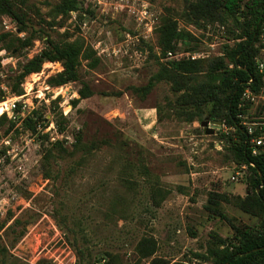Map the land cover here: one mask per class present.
Wrapping results in <instances>:
<instances>
[{
	"label": "rangeland",
	"instance_id": "obj_1",
	"mask_svg": "<svg viewBox=\"0 0 264 264\" xmlns=\"http://www.w3.org/2000/svg\"><path fill=\"white\" fill-rule=\"evenodd\" d=\"M19 1L30 28L41 33L21 53L0 51V105L9 107L1 117L16 120L10 107L21 105L14 130L6 133L8 122L0 126V225L35 217L12 249V262L137 264V244L152 238L156 258L171 264H213L194 255L208 256L212 234L232 238L234 226H258V219L233 203L247 195L248 168L236 165L221 138L229 129L223 124L220 131L205 135L207 116L188 121L194 110L181 106V94L166 81L148 94L143 90L161 65L171 62L158 44L157 29L164 19L177 21L192 36L180 41L175 53L201 54L200 60L222 58L225 47L234 46L228 32L232 24L191 22L185 0H81L79 12L52 27L51 9L61 0ZM5 34L26 36L9 18L0 17V36ZM47 36L60 44L81 38L99 62L91 67V60H82L80 81L62 87L48 84L63 71L62 64L47 62L19 85L18 96L14 86L20 65L44 49ZM258 47L264 71L262 35ZM84 85L92 96L73 107ZM243 100L251 101L241 116L244 124L252 128L253 138L264 135V88L254 100ZM34 111L44 119L36 134L22 124ZM80 137L82 144L97 148L81 150ZM120 177L133 180L134 190L124 187ZM154 187L166 194L160 207L152 199ZM211 193L231 200L220 203L221 214L207 209ZM4 240L3 231L0 242ZM75 240L84 252L79 263Z\"/></svg>",
	"mask_w": 264,
	"mask_h": 264
},
{
	"label": "trees",
	"instance_id": "obj_2",
	"mask_svg": "<svg viewBox=\"0 0 264 264\" xmlns=\"http://www.w3.org/2000/svg\"><path fill=\"white\" fill-rule=\"evenodd\" d=\"M19 2V0H0V17L9 18L26 36L25 38L12 34L0 36V43L3 42L0 51L5 49L21 53L31 48L41 33L30 28L28 13ZM185 2L188 19L195 24L201 22L232 24L228 32L231 36L229 40L234 41V46H226L222 58L182 59L163 64L143 90L148 94L156 83L166 81L171 84L173 92L181 94L178 100L181 106L191 107L194 110L187 114L188 121L201 119L204 116L213 121H222L230 132L221 134V138L228 143L233 161L237 166L248 168L247 195L245 198L235 197L233 203L242 212L258 219V226L249 229L234 226L235 234L232 238H221L217 234H212L207 250L208 256L194 254L195 257L210 260L213 264H264V155H252L250 143L254 135L248 133L241 118L246 114L251 102H244V93L250 90L256 97L261 95L264 88V71H260L257 61L260 53L258 44L261 42L264 25V0H185ZM82 5L81 0H61L51 9V26H62L70 17V13L79 12ZM58 18H61L59 22H57ZM157 34L158 44L165 55L168 52H177L180 41H185L188 37L192 38L188 32L180 30L177 21L173 19H164L157 29ZM7 39L8 42L4 43ZM96 55L95 51L85 46V41L81 38L60 44L47 36L44 49L24 65H20L21 73L17 77V86H14L16 94L22 95V90H18L19 85L27 76L41 72L47 62L61 63L63 67V71L49 79L50 86L62 87L78 82L81 61L91 60L93 62L91 67H96L99 62ZM78 94L80 98L73 100V107H77L81 100L90 98L92 91L89 86L84 85L78 90ZM3 101L4 99H0V102ZM14 113L17 114L16 120H9L6 115L0 117V126L4 122L9 123L7 134L11 133L17 121L21 120L19 118L21 105ZM42 118L43 116L34 111L32 116L23 119L22 124L36 134L38 125L44 121ZM57 125L59 131L63 132L64 125L59 121ZM258 134L259 132L256 131L255 136ZM77 142L80 144V149L87 150L88 153L98 146L95 143L82 144L81 137ZM47 152L52 155V150L49 149ZM120 181L130 190H134L136 186L130 178L120 177ZM259 187L261 188L258 191ZM165 196L160 188L152 189V199L157 207H160ZM221 202L230 203L231 200L223 195L211 193L207 209L221 214L219 210ZM34 221L35 217L30 215L28 220L17 218L9 226L6 223L0 225V233L4 231L5 235L4 243L0 242V264L21 263L19 259L12 262L14 258L11 251L25 237L27 227ZM58 226L62 228L61 224ZM75 248L79 263L84 252L78 247L76 240ZM156 252V242L152 238H142L136 246V255L139 259L137 264L149 258H151L149 264H171L165 259L154 257Z\"/></svg>",
	"mask_w": 264,
	"mask_h": 264
},
{
	"label": "built area",
	"instance_id": "obj_3",
	"mask_svg": "<svg viewBox=\"0 0 264 264\" xmlns=\"http://www.w3.org/2000/svg\"><path fill=\"white\" fill-rule=\"evenodd\" d=\"M262 37L264 38V25H263V28H262ZM202 56L201 54H190V53H182V54H178V53H173V52H168L167 53V57L166 59L167 60H170V61H173V60H182L183 58H186V60H197V59H200ZM263 65L261 64L259 66V69L261 72H263ZM243 97L247 98V99H251V100H254V96L253 94L251 93L250 90H247ZM17 106L16 104H12L11 107H10V111L11 112H15ZM243 125L247 128L248 130V133L250 135L253 134V130L250 126H247L246 124H244L243 122ZM250 149L252 150V155L253 156H259V155H264V135H261V136H258L256 138H253L251 140V143H250ZM240 173H237V176L239 175ZM233 179H237V177H233Z\"/></svg>",
	"mask_w": 264,
	"mask_h": 264
},
{
	"label": "water",
	"instance_id": "obj_4",
	"mask_svg": "<svg viewBox=\"0 0 264 264\" xmlns=\"http://www.w3.org/2000/svg\"><path fill=\"white\" fill-rule=\"evenodd\" d=\"M202 127L204 128L205 135H213L216 130L220 131L223 127V123L220 120H214L210 122L208 119L202 122ZM212 127V128H211ZM261 187L258 188V191Z\"/></svg>",
	"mask_w": 264,
	"mask_h": 264
},
{
	"label": "bare ground",
	"instance_id": "obj_5",
	"mask_svg": "<svg viewBox=\"0 0 264 264\" xmlns=\"http://www.w3.org/2000/svg\"><path fill=\"white\" fill-rule=\"evenodd\" d=\"M9 109L8 103H4L0 105V117L1 115Z\"/></svg>",
	"mask_w": 264,
	"mask_h": 264
}]
</instances>
